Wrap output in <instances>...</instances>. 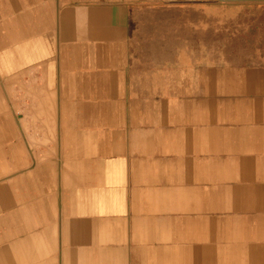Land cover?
Listing matches in <instances>:
<instances>
[{
	"label": "crops",
	"instance_id": "1",
	"mask_svg": "<svg viewBox=\"0 0 264 264\" xmlns=\"http://www.w3.org/2000/svg\"><path fill=\"white\" fill-rule=\"evenodd\" d=\"M0 264H264V0H0Z\"/></svg>",
	"mask_w": 264,
	"mask_h": 264
}]
</instances>
